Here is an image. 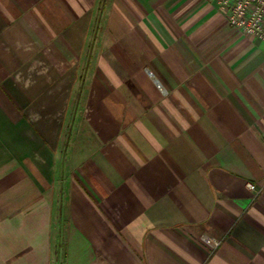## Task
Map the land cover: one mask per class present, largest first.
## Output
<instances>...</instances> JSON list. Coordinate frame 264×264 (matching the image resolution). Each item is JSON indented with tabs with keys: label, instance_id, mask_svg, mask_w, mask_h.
Returning a JSON list of instances; mask_svg holds the SVG:
<instances>
[{
	"label": "crops",
	"instance_id": "0c3cea01",
	"mask_svg": "<svg viewBox=\"0 0 264 264\" xmlns=\"http://www.w3.org/2000/svg\"><path fill=\"white\" fill-rule=\"evenodd\" d=\"M0 264H264V41L215 1L0 0Z\"/></svg>",
	"mask_w": 264,
	"mask_h": 264
},
{
	"label": "built area",
	"instance_id": "2783aa9c",
	"mask_svg": "<svg viewBox=\"0 0 264 264\" xmlns=\"http://www.w3.org/2000/svg\"><path fill=\"white\" fill-rule=\"evenodd\" d=\"M215 1L220 12L224 13L229 24L246 35H252L264 41V0H208ZM161 91L166 89L158 84ZM249 189L256 191L257 186L252 181L247 182ZM204 239L216 247L219 240L205 236Z\"/></svg>",
	"mask_w": 264,
	"mask_h": 264
}]
</instances>
